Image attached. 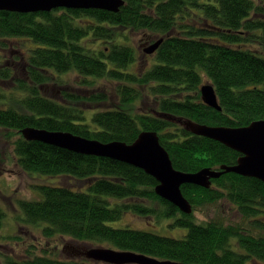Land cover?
I'll return each instance as SVG.
<instances>
[{
	"label": "trees",
	"instance_id": "1",
	"mask_svg": "<svg viewBox=\"0 0 264 264\" xmlns=\"http://www.w3.org/2000/svg\"><path fill=\"white\" fill-rule=\"evenodd\" d=\"M141 31L149 44L164 39L155 53L130 43L128 32ZM204 83L215 87L222 110L204 103ZM179 119L227 127L264 119V4L125 0L118 12L0 10V128L26 174L60 177L36 186L41 197L18 199V224L39 228L46 238L62 235L160 260L264 264L262 180L227 172L208 188L185 184L193 208L186 214L158 196L156 179L138 167L26 140L21 132L36 127L130 144L151 130L177 170L236 166L241 153L191 133ZM227 207L238 222L225 215ZM127 214L158 223L175 218L173 225L189 230L175 238L109 225ZM8 216L0 204V229ZM37 248L32 244L19 257L0 253L2 264H106Z\"/></svg>",
	"mask_w": 264,
	"mask_h": 264
},
{
	"label": "water",
	"instance_id": "2",
	"mask_svg": "<svg viewBox=\"0 0 264 264\" xmlns=\"http://www.w3.org/2000/svg\"><path fill=\"white\" fill-rule=\"evenodd\" d=\"M124 3L125 0H0V10L31 13L65 7L118 12ZM163 41L164 39L160 38L148 44L144 48V53L146 55L155 53ZM215 93V87L211 83H204L201 87L204 103L222 110ZM179 122L191 133L217 140L241 153L236 166L223 165L220 166V170L204 168L194 173L177 170L169 152L160 142L158 133L151 130H143L130 144L120 140L108 143L96 139L87 140L71 132L36 127H26L21 132L26 140L42 141L77 153L108 157L138 167L156 179L158 184L154 191L158 196L186 214L192 213L193 208L181 190L185 184L208 188L212 185V179L227 172L258 178L264 182V119L253 121L244 127L210 126L190 119H179ZM76 255L106 264H190L160 260L143 253L104 246L76 249Z\"/></svg>",
	"mask_w": 264,
	"mask_h": 264
},
{
	"label": "rangeland",
	"instance_id": "3",
	"mask_svg": "<svg viewBox=\"0 0 264 264\" xmlns=\"http://www.w3.org/2000/svg\"><path fill=\"white\" fill-rule=\"evenodd\" d=\"M264 4V0H257ZM146 31L141 32H128L130 35V43L137 50L142 51L149 43L146 42L145 37ZM157 38V37H156ZM13 46V44H12ZM70 80L73 78L72 74H68ZM73 81V80H72ZM56 89H53V91ZM3 129L0 128V150L2 155L0 156V204L9 213L6 225L0 229V235H4L6 238L2 241L12 240L9 246L12 250L16 251V255L22 256L24 251H27L32 244H35L41 253L42 249L47 247L55 250L58 247V253L60 257L69 259L70 257L77 258L76 249H82L83 247H89V244H84L73 240L70 237L55 235L52 238H46L42 230L36 227L28 226L27 224L16 222L17 221V205L18 199H32L36 198V195H41V191L36 192L38 184L45 183H57L60 181V177H38L26 174L19 166L16 165L13 159V144L12 140L5 138ZM50 181V182H49ZM16 207V212L14 215ZM210 214L214 215L217 213L215 207L209 208ZM225 215L227 217L233 215L236 222L240 220L239 215L236 212L230 210V208L225 209ZM204 218V214L201 215ZM175 218H165L163 221L155 222V218H151L150 221H146L141 217L125 215L117 221L109 223L113 227H129L134 229H143L148 231H153L155 233L170 236L175 238H182L187 235L188 228L182 226L173 225ZM7 242V243H8ZM64 249H66L64 251ZM73 249H75L73 251ZM32 250V249H31ZM60 250V251H59ZM81 258V257H80Z\"/></svg>",
	"mask_w": 264,
	"mask_h": 264
},
{
	"label": "flooded vegetation",
	"instance_id": "4",
	"mask_svg": "<svg viewBox=\"0 0 264 264\" xmlns=\"http://www.w3.org/2000/svg\"><path fill=\"white\" fill-rule=\"evenodd\" d=\"M11 241L12 240H9V242L7 240H4V241L0 240V253L2 254V256H4V254L5 255L8 254V255H11V256H14L16 254V251L12 250L10 248V246H9V243ZM1 254H0V264H2V260H3V258L1 257Z\"/></svg>",
	"mask_w": 264,
	"mask_h": 264
}]
</instances>
